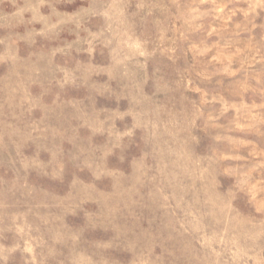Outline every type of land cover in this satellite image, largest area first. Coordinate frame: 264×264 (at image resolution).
Returning a JSON list of instances; mask_svg holds the SVG:
<instances>
[{
	"label": "rangeland",
	"instance_id": "obj_1",
	"mask_svg": "<svg viewBox=\"0 0 264 264\" xmlns=\"http://www.w3.org/2000/svg\"><path fill=\"white\" fill-rule=\"evenodd\" d=\"M0 264H264V0H0Z\"/></svg>",
	"mask_w": 264,
	"mask_h": 264
}]
</instances>
